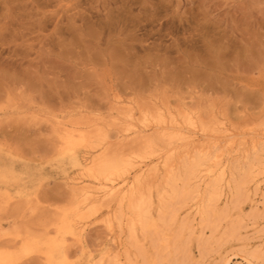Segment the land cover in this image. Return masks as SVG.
<instances>
[{
	"label": "rangeland",
	"instance_id": "rangeland-1",
	"mask_svg": "<svg viewBox=\"0 0 264 264\" xmlns=\"http://www.w3.org/2000/svg\"><path fill=\"white\" fill-rule=\"evenodd\" d=\"M129 105L137 108V116L157 105L192 111L205 124L225 120L231 132L243 133L240 138L247 131H264V0H0L4 264H45L43 252L23 242V234L36 241L56 239L55 264H220L226 256L231 264H247L244 255L262 252L264 167L248 175L250 158L232 161L229 177L218 182L217 202L209 196L212 183L200 176L182 193L185 163L194 157H175L171 172L160 164V172L154 175L152 170L132 199L139 203L151 196L148 216L155 224L149 228L134 217L128 199L121 207L99 201L78 214L71 211L74 197L81 198L79 184H87L82 174L96 152L86 154L81 147L78 151L86 157L83 166L75 165L64 149L62 125L87 132L88 124ZM117 129L110 128L112 141L120 139ZM134 171L117 181L133 180ZM174 176L178 196L171 188ZM108 208L118 215L111 216L112 226ZM64 217L72 232H59ZM113 250L121 259L117 263Z\"/></svg>",
	"mask_w": 264,
	"mask_h": 264
},
{
	"label": "bare ground",
	"instance_id": "bare-ground-1",
	"mask_svg": "<svg viewBox=\"0 0 264 264\" xmlns=\"http://www.w3.org/2000/svg\"><path fill=\"white\" fill-rule=\"evenodd\" d=\"M154 102H155V100H154ZM134 109H137V108H135V106L133 108L129 105V107L126 109L118 110V111L116 110V112H114V113H113V111L110 112L109 115L107 114L108 117L107 116H103V117L101 116L102 117V118L100 117L101 121L98 120L99 121L98 123H96V124L91 123V124H88L86 126V127H90V131H87V132H84L85 130L82 131V129H79L80 126H79V128L78 127L77 128L72 127V129L69 130V128H66L67 124L62 125L64 127L63 130L66 129V133L65 132H64L65 134L63 133V139H64V144H65L64 149L65 150L67 149L71 152L72 159H73V162L75 165L81 166L83 163V158L86 157V156L82 155L83 153H79V152H82V151H78V149L80 150L81 147L84 149L86 154L90 153V151H92V150L96 152V154H95V152H93L95 155H92L93 153L91 154L92 155V157L90 158L91 161H90L89 165L86 167V171L84 172L85 174L81 173L82 175L88 177L87 181H85V182H87V184L83 185L84 180H82V183H80L81 185L78 183L79 188L81 187L80 191H79V195H80L79 197H81V198H77L78 195L76 197H74L73 207L71 210L72 212L78 214V212H82L87 207L94 208V207H96V205L98 204L99 201H100V204H101V201H103L102 204H104V206L106 204L110 205L111 203L113 204L116 202V203H119L118 206L121 207V206H124L123 203L128 199L127 203L129 205V208H132L134 210V211L132 210L134 213V217L135 216L137 217L138 221L141 222L142 227L149 228V226H152V225L154 226V224H155L153 219L149 218V216L151 215L149 213L151 196H149L150 200L149 199L148 200L141 199L140 200L141 202H139V203L135 202V201L133 202L132 199L134 198V195H136L135 194L136 190L139 191L140 190L139 187L141 188V186H143L144 182L147 184L146 181L150 178L151 174L153 173L152 170H154V175L157 174L159 167H160L159 166L160 164H162V167L166 166V167H164L165 170L168 168L169 172H171V168H172L173 164H175L173 162L175 157H178V156L183 157L184 158L183 160H185V157H188V158L194 157L193 160L190 159L191 161H187V163H185V173H184V176H182L183 177L182 178L183 183H182V187H181L182 193L188 192V189H189L188 186H189V183H191L190 182L191 179L197 178L200 176L201 179H206V182L209 181V183H212L211 191L208 190L210 192L209 196L211 197V200L212 199L213 200L218 199V195H219L218 182L225 181L229 177L231 170H232V167H231L232 161L235 160L237 163L241 159L248 160L250 158V161L248 160V166H247V174L248 175L255 172V170H254L255 167H257V166H261L262 168L264 167V137H263L264 131L256 132L254 134H258V135L252 136V137L249 136V134L251 132L249 133L247 131L249 134L247 132H244V134L246 133L245 134L246 136H243V137L241 136L242 138H240V136H239L240 133L237 131L235 132V130L233 132H231L229 125L224 123L225 120L223 122L218 121L220 124L219 125L218 122H216V123L214 122L216 120H213L212 123H210L211 119H209V122H207L208 124H205L201 121V118L195 116L194 112L188 111L186 109H185V111L183 110L181 112H175L172 108H167V109L166 108L164 109L162 107L157 108V105H156V108H155L156 110H154L153 108L151 109V108L146 107V110L141 111L142 112L141 116H137ZM223 119H225V118H223ZM216 124H218V125H216ZM94 125H95V128L93 129ZM111 127L118 128L117 130L120 132V136H119L120 139H118L116 141L115 140L112 141L110 139L109 132H110ZM219 129H221V130H219ZM80 130H81V132L78 133V131H80ZM90 132H92V134H90ZM254 134L252 133L250 135H254ZM240 135H243V133H241ZM247 135L249 137H247ZM260 135H261V137H260ZM114 144L115 145L118 144V145H116V146H118L117 149L116 148L114 149L112 147V145H114ZM110 147H112V149H110ZM111 150H112V153H114L113 151H115V150H116V152L114 154L111 153V157H110V155H108V153L110 154ZM62 152L64 153L65 151H62ZM57 155H59V153H57ZM67 157H68V154H67ZM6 158L12 159V157L10 158L9 156ZM58 159L60 160V158H58ZM13 160L14 159H12V161ZM6 163L8 164L7 161H6ZM14 166H16V165H14ZM11 168H12V166H11ZM82 169L85 170V168H82ZM134 170L136 171L137 175L134 177L133 180L128 179L129 181H127L126 179L129 177L130 173ZM135 171H134V173H135ZM263 171H264V169H263ZM28 172H31V171H28ZM159 172H160V170H159ZM169 172H167V173H169ZM132 173L130 176L134 175ZM14 174H16V173H14ZM124 176H127L126 179H124L125 184L119 183V181H117V180L119 178H122V177L124 178ZM169 177H170V175H169ZM200 178H199V180H200ZM28 179L25 181L28 182ZM79 179H82V176L75 178V180L73 179L74 184H75V181L79 180ZM170 179H171V177H170ZM4 180H8V179H4ZM10 181H13V180H10ZM14 181H16V180H14ZM201 181L203 182V180H201ZM22 183H24V182H22ZM176 184H177V178L174 176L172 178V186L170 185L172 188V191H173V195L179 194V192H178L179 188H177L178 184L177 185ZM203 185L208 186V184L206 185L204 183H203ZM209 186H211V185H209ZM257 186L258 187L261 186L260 181H258ZM3 187H5V186H3ZM21 187H23V186H21ZM199 187H200V185H199ZM143 189H145V188H143ZM198 189L195 188L194 190L197 191ZM200 190H199V192H200ZM220 190H221V188H220ZM147 193H148V191H147ZM159 194H160V192H159ZM141 196L143 197V195H141ZM141 196H140V198H142ZM161 196H160V199L162 197H164V196H162V197ZM197 196H198V194H197ZM155 198H156V196H155ZM215 202H217V201L215 200ZM236 202H237V200H236ZM133 203H137V204L132 205ZM204 205L206 206V202ZM213 205H214V203H213ZM114 206H115V204H114ZM114 206L113 207L111 206V207L114 208ZM208 206H209V204L207 205L206 208H208ZM119 207H117V208H119ZM211 207H212V205H211ZM112 208L107 209L108 213L112 214L114 212ZM162 208H164V207H162ZM222 211H224V210L222 209ZM195 212H196V210H195ZM205 212H207V211H205ZM212 212H214V214H216L219 217L222 214V212L219 211V213H218L219 215H218L217 214L218 211L215 208H212ZM69 213H70V215H72L71 212H69ZM84 213H86V211ZM142 213H144V215ZM211 213H209V214H211ZM141 214L143 216H141ZM148 214H150V215L148 216ZM69 216H68V219H69ZM111 216H114V218H116V216H118V215L114 213V214L110 215V217H108L109 219L107 220V222L108 221L110 222L109 226H112L113 222L115 221V220L112 221L113 218H111ZM202 216H203V214H202ZM260 216H262L261 213H260ZM129 217H130V215H129ZM163 217H164V215H163ZM122 218L120 217L119 219H122ZM171 218H172V216H171ZM173 218H175V217H173ZM76 221H78V220H76ZM122 221H120V223ZM131 221L133 222L132 223L133 229L131 228L132 233H133V230L135 229V227H133V226H135L136 223L134 222V218H132ZM60 222H61V220H60ZM70 223L68 222V220L66 221V218H65L63 220V223L61 225H59L60 229H61V231H59V232H62V230L66 231V232H68V231L72 232L73 229H72V226L70 225ZM72 223H74V222H72ZM157 225H159V224H157ZM211 226H213V225H211ZM217 228H218V226H217ZM175 230H174V233H175L174 235H176L178 232V231L176 232ZM130 232H131V230H130ZM23 235L22 236L25 238V234H23ZM28 235L29 234H27V238L22 239L23 242H28L29 245H32L34 243L35 246L34 245L32 246L34 248V250L35 251L41 250L43 252V255L45 257L44 258L45 264H55V253L58 250L57 249V240L56 239L47 240V241L42 240L43 242L39 241V240L36 241L35 240L36 238L32 237L33 238L32 240L30 239V237L28 238ZM60 235H61V233H60ZM151 235H152V233H151ZM197 235H199V234H197ZM132 236L134 237L135 235L132 234ZM158 236H159L158 234H157V236L154 234L153 238L155 239V241L157 240ZM260 237H261V235H260ZM207 238L209 239L210 237H207ZM118 242H119V244L122 242L121 237H120V241L118 240L117 243ZM41 244H43L45 246L44 249L40 248V246H38ZM119 244L117 246H119ZM111 246H113V245H111ZM247 246H249V245H247ZM121 247L123 248L125 246L122 245ZM58 248H60V246ZM115 248H111V249H115ZM117 249L118 248H116V250ZM258 249H260V247ZM121 250L122 249H120L119 251H121ZM183 250H184V248L182 249V251ZM251 250H252V248L250 249V251ZM261 251L264 252V248L263 249L261 248ZM110 252L108 253V256L110 255ZM113 252H114V250H113ZM115 252L113 255H115ZM122 252L126 253L125 251H122ZM184 252L186 254L185 250H184ZM262 252H260L259 250L255 251V252H250V253L246 252L248 254L244 255V258H245L247 264H264V253H262ZM106 254L107 253L105 252V255ZM123 254H120V255H123ZM102 255L103 254H101V256L99 258H102ZM118 255H119V253H117L115 256H113L112 261L116 262L118 260H121ZM6 258H7L6 253L4 251H0V264H4L7 260ZM105 258H106V256L103 257V260ZM122 259L124 260V258H122ZM99 260L100 261H98V262L102 261L101 259H99ZM119 262L121 263V261H118V264H120ZM176 262H178V261L175 260V262H174V260H173L174 264H176ZM99 264H101V263H99ZM220 264H231V257L226 256V257L222 258V261Z\"/></svg>",
	"mask_w": 264,
	"mask_h": 264
},
{
	"label": "snow or ice",
	"instance_id": "snow-or-ice-1",
	"mask_svg": "<svg viewBox=\"0 0 264 264\" xmlns=\"http://www.w3.org/2000/svg\"><path fill=\"white\" fill-rule=\"evenodd\" d=\"M55 194V193H54Z\"/></svg>",
	"mask_w": 264,
	"mask_h": 264
}]
</instances>
